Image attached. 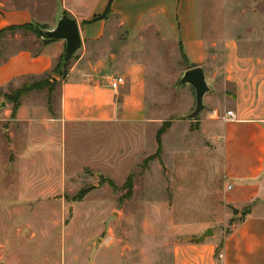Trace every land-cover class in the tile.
Instances as JSON below:
<instances>
[{
  "label": "crops",
  "instance_id": "1",
  "mask_svg": "<svg viewBox=\"0 0 264 264\" xmlns=\"http://www.w3.org/2000/svg\"><path fill=\"white\" fill-rule=\"evenodd\" d=\"M8 1L0 2V30L37 24L51 31L67 17L76 23L80 42L61 76L52 70L65 56L62 38L41 39L35 53L20 49L0 63V90L8 85L18 89L25 77L45 74L59 86L56 108L32 92L14 114L11 103L0 101L13 145L18 137L19 150L35 155L67 151L73 138L74 150H82V156L91 152L87 167L109 176L121 164L123 149L139 150L162 123L146 106L148 80L153 79L147 72L162 70L164 55L179 57L182 74L201 67L209 92L193 133L210 140L212 150L202 151L193 163L184 154L172 167L165 166L176 189L184 191L190 182L201 188L197 212L190 214L195 217L188 230L193 242L174 247L173 264H264V56L244 51L229 21L207 39L193 0ZM116 77L124 83L113 89L110 82ZM184 86L187 105L181 112L194 108V92ZM228 111L232 119H226ZM191 125L171 121L162 142L178 127L193 134ZM92 137L94 150L85 143ZM50 166L59 177L55 181L64 183L78 164L52 159ZM207 229L212 235L195 241ZM11 245L4 255L20 264V246ZM218 252L222 258L216 262Z\"/></svg>",
  "mask_w": 264,
  "mask_h": 264
},
{
  "label": "rangeland",
  "instance_id": "2",
  "mask_svg": "<svg viewBox=\"0 0 264 264\" xmlns=\"http://www.w3.org/2000/svg\"><path fill=\"white\" fill-rule=\"evenodd\" d=\"M5 1L8 0H0ZM193 1L207 39L229 21L228 26L239 37L237 41L242 49L264 56V2ZM30 26L31 31L15 28L0 32V63L8 53L20 49L35 53L41 39L49 40L43 38V32L49 31L47 28L37 24ZM164 58L162 70L147 72L148 76L153 74V79L148 80L147 109L162 120L160 126L165 121L181 120L192 124L190 131L193 133L197 130L195 123L200 113L196 119L180 118L193 109L181 112L187 105L183 93L186 87L177 86L182 75L181 60L175 55H164ZM67 63L61 60L60 75L52 73L61 76ZM52 80L51 74L25 77L23 85L30 87L41 81L57 83ZM18 89L6 86L0 90V101L10 103L5 99H12ZM30 92L44 104L53 108L58 105L57 84ZM4 110L5 105L0 104V264H14L12 257L4 255L11 243L15 249L20 246V264H173L174 247L185 241L193 242L188 230L191 228L189 221L195 217L190 214L197 212L201 188L190 182L187 186L182 184L186 190L176 189L179 185L170 181L165 166L172 167L184 154L193 163L202 151L212 150L210 140L200 134H186L178 127L164 142L161 137V155L143 167V161L156 153L155 137L149 135L139 150L135 147L123 149L121 164L112 169L109 177L96 168L87 167L92 165L91 152L87 150L89 155L82 156V150H74L73 138L71 144H66L67 151L64 148L63 151L42 150L35 155L21 152L18 137L15 146L9 137ZM85 143L91 149L93 137ZM52 159L75 160L78 166L68 172L64 183H58L55 180L59 177L50 166ZM191 169L195 171L194 167ZM130 175L131 188L127 189ZM33 178L48 181H28ZM190 187L196 190L188 192ZM81 192L87 193L79 198Z\"/></svg>",
  "mask_w": 264,
  "mask_h": 264
},
{
  "label": "water",
  "instance_id": "3",
  "mask_svg": "<svg viewBox=\"0 0 264 264\" xmlns=\"http://www.w3.org/2000/svg\"><path fill=\"white\" fill-rule=\"evenodd\" d=\"M47 37L49 40L64 39L66 41L65 56L62 58L63 63H67L69 58L73 55L79 47L78 28L74 21L67 17H62L55 29L51 31H44L43 38ZM187 85L192 88L194 92V108L193 110L180 118L196 119L200 111L203 109V97L209 92V87L206 84L204 73L201 67H194L183 72L179 79L177 86ZM4 105V104H3ZM212 235V231L207 229L202 236L195 241L201 242L205 238Z\"/></svg>",
  "mask_w": 264,
  "mask_h": 264
},
{
  "label": "trees",
  "instance_id": "4",
  "mask_svg": "<svg viewBox=\"0 0 264 264\" xmlns=\"http://www.w3.org/2000/svg\"><path fill=\"white\" fill-rule=\"evenodd\" d=\"M15 28H25L26 30L28 31H31L32 28L30 26V24H24L22 26H11V27H7V28H4L2 29V31L0 32H3L4 30H9V29H15ZM45 41H48V40H45ZM61 60L62 58L59 60L58 64L56 65V67L52 70V72H55V74H59L58 73V69H59V65L61 64ZM69 62L62 68L63 70V73H61V75H63L68 66H69ZM60 75V74H59ZM57 83H52V84H49V82H45V81H41L40 83L36 84V85H32L30 87H27L25 85H23L20 89H18L17 93H15L13 96H12V99L10 98L9 101L8 99H5L7 100L8 102H10L13 106V114L15 113L17 107L19 106L20 104V101L22 99V97H24L25 95H27L30 91H33V90H40L44 87H52L53 85H56ZM12 114V115H13ZM171 125V121H165L163 122V124L160 126V128L157 130L156 132V135H155V145H156V153L147 157L144 161H143V164L142 166L145 167L150 161H152L153 159L155 158H158L160 155H161V137L166 133V131L169 129ZM131 180H132V176L130 175L127 179V189H130L131 188ZM112 188H114L113 185H110ZM87 192H81L80 195H79V198H82Z\"/></svg>",
  "mask_w": 264,
  "mask_h": 264
},
{
  "label": "built area",
  "instance_id": "5",
  "mask_svg": "<svg viewBox=\"0 0 264 264\" xmlns=\"http://www.w3.org/2000/svg\"><path fill=\"white\" fill-rule=\"evenodd\" d=\"M123 83H124V78H122V77H116V78H114V79L111 80L110 86H111V88L116 89L118 86L122 85ZM213 114L215 115V117L217 116L216 113H213ZM225 116H226V119H232L233 118L231 111L226 112L225 113ZM221 258H222V255L218 252L216 254V262H218L219 260H221Z\"/></svg>",
  "mask_w": 264,
  "mask_h": 264
}]
</instances>
